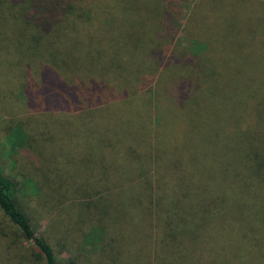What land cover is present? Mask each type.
I'll use <instances>...</instances> for the list:
<instances>
[{
  "label": "trees",
  "instance_id": "1",
  "mask_svg": "<svg viewBox=\"0 0 264 264\" xmlns=\"http://www.w3.org/2000/svg\"><path fill=\"white\" fill-rule=\"evenodd\" d=\"M261 1L199 0L183 19L178 0H0V138L11 162L18 164L16 157L29 151L37 159L33 166L29 162L33 174L24 181L0 170V264H61L50 239L58 244L75 235L79 241L73 264L140 259L137 251L130 257L116 254L121 244L111 230L113 211L123 213V205L113 210L112 204L132 196L139 198L129 217L137 241L148 219L160 234L153 243V262L162 258L160 264H189L193 259L194 264H264L263 215L251 217L258 205L264 210V59L228 37L241 30L264 34ZM65 35L80 44L90 73L86 81L67 82L50 65ZM176 42L186 45L190 61L182 54L161 55L166 44ZM164 71L173 78L188 73L195 81L196 86L181 96L178 110L168 112L161 105ZM210 83L217 86L216 99L222 98L225 107L220 110L209 102V115L205 110L203 117L224 111L243 120L239 131L259 149L256 165L245 156L240 166L229 169L227 199L218 197L217 187L196 181L190 190L182 187L184 203L169 188L164 189L170 195L166 200L151 187L153 176L161 177L160 166L168 165L184 180L188 164L169 147L160 149L162 124L167 113L171 117L177 112L184 124H194L196 112L186 110L185 101L188 104L194 91L211 89ZM90 118L95 123L88 125ZM44 119L52 121L43 128L53 138L51 144L41 124L28 123ZM46 152L54 157L60 152L63 162H69L45 166L41 160ZM178 159L184 162L180 167ZM48 172V184L58 198L43 212H57L60 221L52 222L57 238L34 231L29 206L34 194L21 195L28 181L39 186L35 177ZM94 179L103 184L97 198L90 195L91 188H97ZM119 181L126 185L117 192ZM134 184L138 188L131 191ZM175 184L176 189L181 186ZM77 187H83V194Z\"/></svg>",
  "mask_w": 264,
  "mask_h": 264
},
{
  "label": "rangeland",
  "instance_id": "2",
  "mask_svg": "<svg viewBox=\"0 0 264 264\" xmlns=\"http://www.w3.org/2000/svg\"><path fill=\"white\" fill-rule=\"evenodd\" d=\"M198 1L199 0H178L179 5L181 6L183 19L190 12L192 6H194ZM232 1L233 0H227V2L229 3H231ZM262 1L264 2V0ZM262 1L259 3H263ZM229 15L230 13L226 14L227 20ZM232 32H235V34L228 36L229 39L231 38V40L233 42H236L237 44L241 43V45L247 47L249 46L250 49L253 52L257 53V55L261 59H264L263 33L258 32L255 33V35H251L245 33L244 30H241L240 32ZM250 35L252 37H249ZM177 36L179 35H176V38ZM184 49L186 50V45H184L183 43L176 42L166 44V47L162 51L161 55L182 54L184 60L190 61V55L186 53ZM246 59L248 58H245V60ZM51 60L52 61H50V65L61 76V78L67 82H71L74 80L86 81L88 79V76H90L87 68L88 64H86L85 62L83 51L76 37L74 38L73 36L68 35L62 36L53 50ZM204 72L205 70L202 71V73ZM164 73V91L163 95L160 96V99H162L161 105L162 107L168 108V112L172 109L178 110V105L181 103V101H183L181 100V96L186 95V92L188 93V91L196 86L195 81L190 75H188V73H176L174 78L170 77L168 75L169 73L165 71ZM210 87L211 89L208 90V88H206L199 93H197L198 91H194V94L190 95L192 98L188 99V104L185 101L187 106L186 110L194 109L196 112L194 114V117H196L197 120L194 123L195 126H193L194 124L192 123L189 125L186 123L184 124L183 119L181 118V114L178 112L175 114L173 113L171 117H168L167 113V120L164 124H162V136L165 141L162 140L163 147L160 149H166L167 147H169V150L174 155H181L182 160L188 164V168L184 173V180H178L176 178L175 170L170 166L162 165L160 166V170L158 167L161 177L153 176L152 180L155 183H151V187H154L155 192L158 190L159 195L162 196V198H167L166 200L170 198V195L168 196L164 189L169 188L173 197L175 199H177V196L181 197L180 204L184 203L187 195L182 187L190 190L193 185H196V181H199L201 183L204 182V185L206 187H217L218 192H220L218 193V197H224L227 199L228 193L224 192V190L226 191L228 187L227 178H229V169L237 168L238 166H240L244 162V159L246 160L245 156H248L251 163L256 165L255 158L257 157L256 153L259 151V149L253 142H250L248 136H244V134L239 131L240 128H244L243 120H237L236 116L233 115L231 117L224 111H220L219 115L203 117L206 110L205 107L209 102L213 105H216L215 108H218L220 110H223L225 107L222 103V98L220 100L218 96L216 99V94H218L217 86L214 83H210ZM170 94L171 96H173L172 99L169 97ZM206 113L207 115H209L207 110ZM31 116H29V118H32ZM2 118L3 115L0 114V123ZM91 122L95 123L93 118H90L87 124L89 125ZM28 123L41 124L42 127L40 128L47 134V143L51 144L53 142V138L49 137L48 131H46L47 126H50L49 124H52L51 120L44 119L41 122L32 120ZM44 126L46 127V130L43 129ZM194 127H196L195 135H191L190 132ZM59 153L60 152H58L57 156L54 157L51 152H46L41 160V164L48 166L49 163H54L55 166H57L56 162L68 163L69 161L67 159H65V161L63 162V159L58 155ZM160 153L161 150H159L158 154ZM8 156L9 155H7L6 149L4 148L0 138V170L4 173L9 171L10 174L21 177L22 181L33 174L28 167L29 162L33 163L31 166L37 163L36 153H31L29 151L28 154H20L17 157L15 156L18 160L20 159L18 164L11 162L13 160L12 157L10 158V160H8ZM64 157H66V151L64 153ZM183 161H180V159H178L176 162V166L180 167L184 163ZM157 162L161 164H168V162H163L162 159H157ZM49 175L50 173L48 172L43 178L35 177V180L39 182V186L41 188L40 190L44 191V194L42 196L41 191L38 192L37 190V188L39 189L38 184L35 182L34 185L31 181L27 182L28 185H25L24 192L21 195L23 196L25 194H34V202L30 201L29 203V206L32 209V213L30 214V221L34 231L37 234L48 236V238H57L56 236L58 235L55 234V229L52 224V222L54 223V220L60 221V219L56 215L57 212H53V210L52 213H50L51 211H48L50 216L47 213L43 212L47 208L46 206L48 204L54 206L57 200L56 197L58 198V192L56 193L55 190H53L52 186L48 184ZM76 178L80 179V177L74 175L75 180H77ZM80 181L81 183H85L82 179ZM192 181L193 184L191 185ZM121 182L123 181L118 182L121 185L120 189L118 190L116 189L115 185L111 184L110 186H114L113 190H117V192H120L121 190H124L121 188H124L126 185V183ZM176 182L181 185L177 189L176 187L178 186H176ZM187 182L189 187L186 184L182 185V183ZM92 185L96 186L97 188H91L90 195L93 198H97L101 195L103 184H101V182H97L94 179ZM133 186L130 187L131 191L138 188L137 184H134ZM66 187L67 191L71 190L70 186ZM83 187H77V190L78 192H80V194H83ZM141 187L148 188V185L141 184ZM170 187L175 190H172ZM183 193L184 195H181ZM130 194L135 195L133 192H130ZM130 199H128L127 202L125 201L126 203L117 201L116 203L112 204L113 210H117L118 206L123 205V213H120L119 215L118 213L113 211V214L111 215V221H113L111 223V230L117 237L118 244H121L118 249H115V252L116 254L123 253L124 255H128L130 257L132 253H135V251H137L140 259H133L130 263L125 264H160L162 258L153 262V254L155 252V250H153V243L160 240V234L155 233V228L151 226L153 223L151 219H148L143 223L145 229L144 231H142L139 241H137L138 236L136 232L131 228V218L129 217L130 213L137 207L139 198L137 199L132 196L130 197ZM141 201H144V199H142ZM145 207L149 214L150 212L148 208V201L144 204V208ZM210 207L211 206H208L207 208ZM254 209L255 211L252 212L251 217H260L263 215L262 219H264V210L260 208V205H258ZM133 220L136 222H142L143 218H133ZM148 227H151V229H147ZM59 239L64 240L62 237H59ZM53 240L50 239V243L54 244L53 247L56 253V259L59 261V263L73 264L72 261H75L73 256L74 254H76L75 247L77 248V241H79V237L75 235L74 238L67 239L58 244ZM27 246L32 247L31 243H27ZM84 260L86 259L83 258L81 261ZM166 261L167 260L163 259L164 263ZM194 262L195 261L193 259L191 260V262H189V264H194Z\"/></svg>",
  "mask_w": 264,
  "mask_h": 264
}]
</instances>
